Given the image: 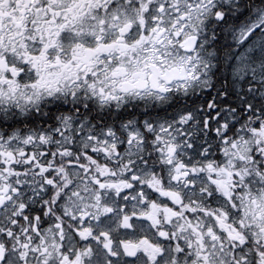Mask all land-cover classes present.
Listing matches in <instances>:
<instances>
[{"label": "snow or ice", "instance_id": "obj_1", "mask_svg": "<svg viewBox=\"0 0 264 264\" xmlns=\"http://www.w3.org/2000/svg\"><path fill=\"white\" fill-rule=\"evenodd\" d=\"M0 264H264V0H0Z\"/></svg>", "mask_w": 264, "mask_h": 264}]
</instances>
